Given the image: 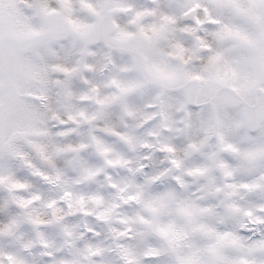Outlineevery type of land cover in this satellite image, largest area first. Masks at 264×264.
<instances>
[{
	"label": "snow or ice",
	"instance_id": "snow-or-ice-1",
	"mask_svg": "<svg viewBox=\"0 0 264 264\" xmlns=\"http://www.w3.org/2000/svg\"><path fill=\"white\" fill-rule=\"evenodd\" d=\"M0 264H264V0H0Z\"/></svg>",
	"mask_w": 264,
	"mask_h": 264
}]
</instances>
